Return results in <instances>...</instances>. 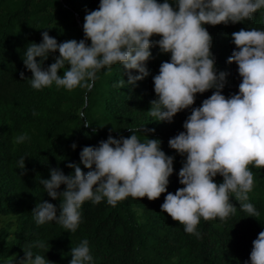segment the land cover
<instances>
[{
	"label": "clouds",
	"instance_id": "1",
	"mask_svg": "<svg viewBox=\"0 0 264 264\" xmlns=\"http://www.w3.org/2000/svg\"><path fill=\"white\" fill-rule=\"evenodd\" d=\"M261 8L264 0H99L97 9H85L82 39L58 43L43 31L39 43H28L22 62L31 72L27 79L35 90L53 85L68 91L90 90L97 74L114 65L127 74V81L119 79L114 87L135 86L149 75L146 63L153 58L151 49L157 47L160 54H168V60L161 61L152 76L155 99L148 109L152 121L171 123L175 114L190 109L183 131L167 141L170 149L184 157L176 173L182 187L174 193L167 191L174 157L165 154L159 139L142 134L141 126L130 129L127 138L109 134L95 146L82 147L79 164H66L72 170L69 174L56 167L49 169V178L40 177L47 196L59 203L36 202L31 211L35 223L55 222L74 233L86 201L106 200L116 206L129 196L154 200L162 193H166L162 212L198 238L201 219L225 220L236 212L230 198L239 202L246 216L255 218L259 213L248 193L255 182L252 168H264V29L241 28L231 33L235 47L226 63H235L241 79L238 90L225 97L227 73L216 67L213 37L205 25L251 21ZM154 36L159 39H150ZM54 53L58 55H53V62L44 66ZM19 75L26 79L23 71ZM208 90L212 94L193 107L197 94ZM27 139L24 133L15 142ZM70 147L74 150L76 143ZM80 165L88 171L83 172ZM217 175L222 177L219 183L214 180ZM34 248H45V242L36 240L23 249L22 258L8 256L0 264H51ZM70 255L69 264H95L87 239L71 247ZM244 264H264V229L252 241Z\"/></svg>",
	"mask_w": 264,
	"mask_h": 264
},
{
	"label": "trees",
	"instance_id": "2",
	"mask_svg": "<svg viewBox=\"0 0 264 264\" xmlns=\"http://www.w3.org/2000/svg\"><path fill=\"white\" fill-rule=\"evenodd\" d=\"M98 4L99 0H0V219L14 221L0 227V259L13 255L22 258L24 248L42 240L45 248H34V253L44 254L51 264H69L71 247L87 239L95 264H244L252 241L264 229V168H252L255 182L248 193L249 202L259 214L255 218L246 216L239 202L230 198L236 212L225 220L201 219L197 225L199 238L186 233L183 225L162 212L160 205L166 193L154 200L129 196L116 206L106 200L97 204L86 201L81 206L82 222L74 233L55 222L35 223L31 211L36 202L59 203L47 196L40 177L49 178V169L56 167L69 174L72 170L66 164H79L82 147L95 146L109 134L127 138L130 129L141 126L138 130L142 134L159 139L165 154L174 157L167 191L174 193L182 187L176 173L184 157L170 149L167 141L183 131L182 123L190 109L175 114L171 123L152 121L148 111L155 99L152 76L158 73L161 61L168 60V54H160L153 47V58L146 63L149 75L135 86L114 87L119 79L127 81L119 65L101 70L90 90L78 87L68 91L55 85L35 90L30 86L27 78L31 72L22 62L27 44L39 43L43 31L58 43L82 39L85 9L95 10ZM205 28L213 37L211 52L216 67L227 73L222 89L227 97L238 90L241 79L235 63H226L235 47L231 33L241 28L264 29V8L254 13L251 21L206 24ZM53 55L58 53L51 54L44 66L53 62ZM21 71L24 80L20 78ZM212 91L197 94L193 107ZM24 133L28 139L17 144L15 137ZM73 142L74 150L70 147ZM214 180L219 183L222 177L217 175Z\"/></svg>",
	"mask_w": 264,
	"mask_h": 264
},
{
	"label": "rangeland",
	"instance_id": "3",
	"mask_svg": "<svg viewBox=\"0 0 264 264\" xmlns=\"http://www.w3.org/2000/svg\"><path fill=\"white\" fill-rule=\"evenodd\" d=\"M5 224H14V221L9 218H1L0 219V227L5 226Z\"/></svg>",
	"mask_w": 264,
	"mask_h": 264
}]
</instances>
